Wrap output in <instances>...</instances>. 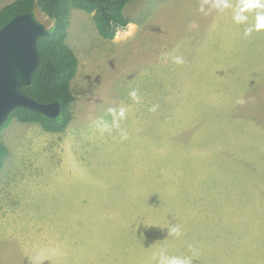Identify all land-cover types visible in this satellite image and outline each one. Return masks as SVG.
<instances>
[{
	"label": "rangeland",
	"instance_id": "1",
	"mask_svg": "<svg viewBox=\"0 0 264 264\" xmlns=\"http://www.w3.org/2000/svg\"><path fill=\"white\" fill-rule=\"evenodd\" d=\"M124 12L106 39L72 9L63 131L0 133V264H264V0Z\"/></svg>",
	"mask_w": 264,
	"mask_h": 264
},
{
	"label": "trees",
	"instance_id": "2",
	"mask_svg": "<svg viewBox=\"0 0 264 264\" xmlns=\"http://www.w3.org/2000/svg\"><path fill=\"white\" fill-rule=\"evenodd\" d=\"M36 0H15L0 9V28L18 14L28 12ZM40 12L52 22L50 33L39 36L37 47L41 62L30 85L23 87L32 98L42 103L59 101L61 112L56 117L26 106L15 107L0 126V133L13 119L20 122H38L51 132H61L71 120L70 105L75 100L71 81L77 74L79 60L75 50L67 43L72 9L92 14L98 33L113 39L120 29L131 22L124 9L130 0H37ZM8 149L0 140V170L4 167Z\"/></svg>",
	"mask_w": 264,
	"mask_h": 264
},
{
	"label": "water",
	"instance_id": "3",
	"mask_svg": "<svg viewBox=\"0 0 264 264\" xmlns=\"http://www.w3.org/2000/svg\"><path fill=\"white\" fill-rule=\"evenodd\" d=\"M50 27L36 0L28 12L16 15L0 28V126L18 106L29 107L49 117L60 114L59 101L42 103L23 89L32 83L41 62L38 38L50 33Z\"/></svg>",
	"mask_w": 264,
	"mask_h": 264
},
{
	"label": "clouds",
	"instance_id": "4",
	"mask_svg": "<svg viewBox=\"0 0 264 264\" xmlns=\"http://www.w3.org/2000/svg\"><path fill=\"white\" fill-rule=\"evenodd\" d=\"M44 16V15H43ZM45 18V16H44ZM46 19V18H45ZM49 23V22H48ZM256 29H264V14H258L256 17ZM177 63H181L182 61L177 58L176 59ZM133 97H135V92L131 93ZM172 234H180V230L178 226L172 227L169 230ZM158 264H190V261L186 258H180V257H169L163 252L160 254Z\"/></svg>",
	"mask_w": 264,
	"mask_h": 264
},
{
	"label": "crops",
	"instance_id": "5",
	"mask_svg": "<svg viewBox=\"0 0 264 264\" xmlns=\"http://www.w3.org/2000/svg\"><path fill=\"white\" fill-rule=\"evenodd\" d=\"M6 5V4H5Z\"/></svg>",
	"mask_w": 264,
	"mask_h": 264
}]
</instances>
